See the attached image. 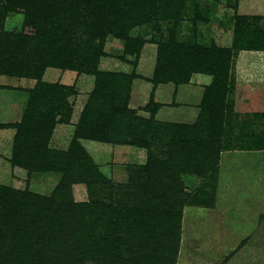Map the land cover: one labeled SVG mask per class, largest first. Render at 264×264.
<instances>
[{"label":"rangeland","instance_id":"1","mask_svg":"<svg viewBox=\"0 0 264 264\" xmlns=\"http://www.w3.org/2000/svg\"><path fill=\"white\" fill-rule=\"evenodd\" d=\"M144 1L127 0L131 17L104 32L69 10L33 30L19 0L0 3V188L32 205L65 184L67 202L122 208L145 207L152 191V213L177 228L174 264H264V0ZM239 26L253 48L237 44ZM160 43L229 51L216 95L210 73L157 72ZM36 127L57 163L46 169L18 164L16 142L29 149ZM140 132L147 148L124 144Z\"/></svg>","mask_w":264,"mask_h":264},{"label":"trees","instance_id":"2","mask_svg":"<svg viewBox=\"0 0 264 264\" xmlns=\"http://www.w3.org/2000/svg\"><path fill=\"white\" fill-rule=\"evenodd\" d=\"M9 1L8 3L0 0L1 6L8 7L15 2ZM19 1L26 10L25 24L33 30L35 21L45 23L50 17L52 21L63 20L62 15L68 12L67 10L77 16L83 15L76 14V11H83L88 16L96 17L94 21L87 19L84 24L86 32L97 28L99 24L102 26V32L116 25L120 30V23L131 17L130 12L125 10L127 0H61L59 3H56V0ZM148 1L144 2L147 4ZM155 2L156 0L150 2L149 6H154ZM32 4H37L40 7L39 11L31 8ZM48 7L53 9H47ZM13 9L14 7H10L8 10ZM46 9L47 17L44 16ZM138 13L136 11L137 15ZM238 28L241 36H238L237 44L241 43L242 49L253 48V42L247 40L249 33L244 32L242 26ZM72 32L69 26H65L60 30L59 36L64 34L68 37ZM132 45L130 44L129 48H132ZM141 46L142 42L136 43L137 49ZM166 46L167 44L163 43L159 45L157 72L171 78L178 72L181 76L195 70L210 73L214 76L213 88L210 91L216 95L220 88V78L227 74L225 66L229 61V51L221 53L215 50H202L199 46L183 48L180 51L178 47L168 49ZM130 52H133V48ZM179 55L184 62L176 60ZM58 66L65 68L70 66V63L63 58ZM155 78H158L156 73ZM39 127L44 128L42 125ZM22 132L23 128L20 129V133ZM43 133V130L34 128L29 137L31 141L28 143L35 141ZM216 135L213 134L215 137ZM124 144L140 148L148 146L141 132L137 140ZM16 145L17 151L21 152L19 165L24 157L29 160L27 167L38 166L40 169H46L50 163L57 164L54 159L47 157L48 152L45 148L35 142L31 149L25 151V144L19 145L16 142ZM147 165L143 169L146 173L144 180L135 184V188L144 189L147 185V174L151 173L152 169V165L151 167ZM90 172L96 173L95 168H90L88 173ZM64 189H67L65 184L57 190V196L34 198L30 201L31 205L28 204V199L25 204L19 203L15 196L0 188V264H77L65 260L64 255L68 250L72 254L80 255V260L84 258L95 264H174L169 248H177V235L171 234L172 230L177 233V228L176 225L165 221L161 211L154 210L153 215L152 202H155L156 197L152 191L146 198L150 202L145 207L122 208L120 205L115 207L101 204L98 200L89 204H73L67 202L65 196H61L60 193H65Z\"/></svg>","mask_w":264,"mask_h":264}]
</instances>
